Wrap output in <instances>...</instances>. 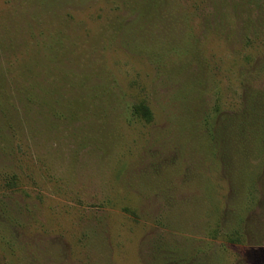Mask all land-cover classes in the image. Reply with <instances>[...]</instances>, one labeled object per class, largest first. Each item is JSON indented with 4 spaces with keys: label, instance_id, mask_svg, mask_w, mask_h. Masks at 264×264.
Segmentation results:
<instances>
[{
    "label": "rangeland",
    "instance_id": "1",
    "mask_svg": "<svg viewBox=\"0 0 264 264\" xmlns=\"http://www.w3.org/2000/svg\"><path fill=\"white\" fill-rule=\"evenodd\" d=\"M11 1L0 0V15L11 10ZM178 1L188 10V1ZM109 5L81 0L69 6L79 27L49 65L56 74L53 86L65 98L60 108L62 102L77 104L62 109L66 120L53 126L51 135L23 142V152H16L19 167L4 168L8 164L0 159V264H152L159 242L190 243L211 262L209 253L222 249L213 264H264V241L227 247L220 233L210 236L224 213L228 226L234 206L251 198L254 210L245 215L243 227L248 225L251 240L254 231L264 236L259 209L264 190L254 178V193L247 189L250 195H244V188L234 194L201 124L204 115L213 123L215 104L220 112L236 110L241 82L253 79L246 66L264 58V46L239 43L237 20L228 18L226 26L231 24L221 36L218 23L190 13L187 41H195L202 72L196 79L193 74L159 77L147 58L106 43L104 28L118 13ZM36 11L31 6L12 15L14 27L25 33L18 40L27 38L29 26L36 30L46 24L48 13ZM173 33L180 38V32ZM183 43L176 41L179 49ZM138 102L149 108L150 122L130 113L129 106ZM261 161L249 162L250 175L261 171ZM6 171L15 175L8 179Z\"/></svg>",
    "mask_w": 264,
    "mask_h": 264
},
{
    "label": "trees",
    "instance_id": "2",
    "mask_svg": "<svg viewBox=\"0 0 264 264\" xmlns=\"http://www.w3.org/2000/svg\"><path fill=\"white\" fill-rule=\"evenodd\" d=\"M80 1L12 0L9 3L12 5L11 10L0 15V155L3 157L0 159L8 164L4 168H9L10 163L19 167L17 153L23 152V142L33 144L38 136L51 135L53 126L62 125L63 120H66L63 111L70 108L68 104H77L76 101H68L67 105L62 102V111L60 101L65 98L53 86L56 82L52 78L56 74L49 63L65 49L69 33L79 27L68 8ZM105 1L111 4V10L118 12L104 28L106 43L111 46L120 44L128 52L147 58L154 63L159 77L163 74L169 77L193 74V79H196L197 72H202L203 67L199 65L198 55L194 52L195 41L190 44L187 41L190 33L185 19L190 13L218 23L221 36L224 26L228 29L231 24L229 22L226 26V20H237L235 34L239 43L247 46L245 48L251 45L264 46V0H241L237 4L233 0H186L189 6L185 12L183 6L178 5V0ZM31 6H35L36 12L48 13L46 24L36 30L29 26L27 38L18 40L22 38L20 34L24 37L25 33L14 27L12 15L17 14L21 8ZM182 26L183 32L180 31ZM174 31L181 33L180 38L175 37ZM231 36L236 40L235 35ZM183 40L186 47L179 49L176 41ZM189 47L191 51L187 57ZM174 60L184 62L179 67V64L173 63ZM243 60L248 63L251 59L250 56H244ZM246 68L253 79L241 82L244 89L241 87L242 99L236 110L220 112L215 104L213 109L217 116L213 123L210 125L208 116L204 115L201 124L210 152L221 164L225 177L235 189L234 194H242L245 188L244 195L247 193L249 196L246 190L250 189L254 193V178L261 190H264V80L260 87L253 84L262 76L264 78V58H258ZM193 79L186 81L182 87L187 90L193 84ZM192 92L190 89L187 93ZM180 93L185 95L186 91ZM129 111L145 122L152 119L149 108L143 102L131 104ZM192 124L196 126L193 121ZM256 157L262 160L261 171L250 175L249 162ZM6 173L10 175L8 179L15 175L11 171ZM10 182V185H14V182ZM261 192L264 201V191ZM254 204L251 198L244 205H235L229 225H226V212L222 222L217 223L215 230L209 232L210 236L216 238L220 233L227 247L245 244L246 248H250L261 245L264 236L254 231L251 240L248 225L243 227L246 223L245 215L253 213ZM259 209L264 210V204H259ZM156 250L158 253L152 264H213L222 249L216 248L212 254L209 253L212 262L208 255L207 258L200 257L202 250L191 248L190 243L180 245L159 242Z\"/></svg>",
    "mask_w": 264,
    "mask_h": 264
}]
</instances>
